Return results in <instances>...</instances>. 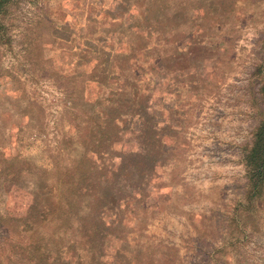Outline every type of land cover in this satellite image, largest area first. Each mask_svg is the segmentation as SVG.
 Segmentation results:
<instances>
[{
    "label": "rangeland",
    "instance_id": "1",
    "mask_svg": "<svg viewBox=\"0 0 264 264\" xmlns=\"http://www.w3.org/2000/svg\"><path fill=\"white\" fill-rule=\"evenodd\" d=\"M169 5L168 23L186 35L176 40L168 72L158 70L156 111L161 123L168 107L172 119L185 115L174 176L185 194L152 218L143 239L163 264H264V190L255 196L248 189L243 160L264 110V0ZM78 6L76 0L7 4L0 26V168L5 155L24 158L27 170L28 159L46 166L59 156L70 99L55 74L83 42L76 29L95 19L82 17ZM5 177L0 173V215L23 194Z\"/></svg>",
    "mask_w": 264,
    "mask_h": 264
},
{
    "label": "trees",
    "instance_id": "2",
    "mask_svg": "<svg viewBox=\"0 0 264 264\" xmlns=\"http://www.w3.org/2000/svg\"><path fill=\"white\" fill-rule=\"evenodd\" d=\"M76 1L82 17L95 19L76 29L83 42L55 74L70 99L64 145L46 166L28 159L27 170L17 155L1 161L5 181L23 194L0 215V264H163L143 234L185 194L174 176L186 123L169 107L159 121L157 77L185 28L177 36L168 23L170 0ZM8 2L0 0V26ZM243 160L248 189L262 195L264 110Z\"/></svg>",
    "mask_w": 264,
    "mask_h": 264
}]
</instances>
